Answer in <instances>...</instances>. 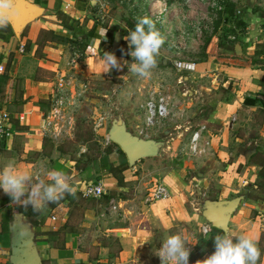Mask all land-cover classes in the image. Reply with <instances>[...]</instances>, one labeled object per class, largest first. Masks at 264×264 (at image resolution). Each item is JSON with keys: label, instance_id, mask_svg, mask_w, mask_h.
<instances>
[{"label": "crops", "instance_id": "obj_1", "mask_svg": "<svg viewBox=\"0 0 264 264\" xmlns=\"http://www.w3.org/2000/svg\"><path fill=\"white\" fill-rule=\"evenodd\" d=\"M260 5L246 9L243 14L245 29L239 42L242 54H228L229 57L219 60L209 57L194 62L192 70H179L188 73L183 75L185 78L208 76L218 87L222 85L220 89H211L215 95L212 108L202 123L208 125L204 138L209 145L199 157L187 162L189 170L201 166L215 174L198 171L201 182L194 185L190 180L175 182L171 178L169 187L175 192L173 196L145 205L144 197H120L123 186L109 174L108 161L101 160L99 169L87 168L76 177L75 169L67 168L63 173L76 192L83 193L88 183L98 179L97 183L105 185L106 195L101 198L66 195L50 214L44 209L32 215L33 219L18 210L20 205L0 188V264H16L17 254L29 246L41 264H161L156 251L167 236L179 234L178 230L183 236L184 228L189 229L186 238L191 257L211 234H203V226L211 223L203 214L204 206L201 208L193 196V186L200 188L206 183L204 187L208 188L213 179L218 196L210 200L242 196L231 215L228 232L233 238L245 234L257 240L261 250L257 264H264V191L251 188L252 196L245 195L252 176H256L249 177V173L262 169L263 165L256 160L254 150L245 149L246 136L238 132L243 110L264 108V51L259 50L264 44V0ZM10 26V38H0V65L4 67L0 71V112L8 110L15 121H10L11 133L4 137L0 171L13 162L20 171L32 175L40 171L41 178L50 182L41 117L59 77L72 70L69 65L72 46L67 39L86 38V57L78 71L94 78L125 68L132 50L125 37L131 30L109 8L108 0H15ZM45 30L55 34L41 36ZM111 32L122 37L117 52L112 50ZM21 45L24 51L20 50ZM105 52L117 57L119 68L108 70ZM163 62L174 65L169 56H164ZM19 113L24 114L21 122L16 119ZM177 115L181 116V112ZM260 139L264 140V118ZM258 151L264 156V147ZM62 168L54 165V170ZM128 170L123 173L127 175ZM239 192L242 194L237 195ZM107 195L120 204L119 211L110 210ZM9 212L5 225L3 219ZM213 252L204 253L199 260Z\"/></svg>", "mask_w": 264, "mask_h": 264}, {"label": "rangeland", "instance_id": "obj_2", "mask_svg": "<svg viewBox=\"0 0 264 264\" xmlns=\"http://www.w3.org/2000/svg\"><path fill=\"white\" fill-rule=\"evenodd\" d=\"M211 1L108 0L109 8L125 25H136L143 17L154 22L155 28L165 37L156 57L157 65L147 77L134 75L129 72L128 65L133 61V57H129L127 65L120 71L113 69L108 76L94 78L77 75L75 80L67 78L63 89H55L43 114H52L48 135L44 136L48 171L54 170V165L63 167L62 172L73 168L76 177L87 168L99 169L101 160L108 161L109 174L123 186L120 192L123 198L145 197L157 183L169 187L171 178L175 182L190 180L192 185L201 182L198 171L210 169L201 166L187 169V162L196 158L189 153V141L211 111L213 91L222 85L218 87L208 76L185 78L183 75L188 73L180 72L171 63L165 65L163 58L169 56L173 61L197 62L209 57L219 60L229 57L228 54L237 56L233 46L241 41L240 33L245 29L243 14L250 7L261 6L263 0H219L224 5L232 2L237 17L225 9L213 7ZM259 50L264 51V44ZM153 93L167 96L170 114L156 125L147 127L142 104ZM263 118V108L255 111L246 108L239 118L238 129L246 136L245 149L254 150L256 160L261 164L264 156L258 150L264 147V140L260 139ZM120 119L134 136L158 142V155L130 165L124 151L110 139V129ZM141 129L145 132L141 133ZM127 169L126 175L123 171ZM239 171L242 173L243 168ZM261 173V169L251 170L249 177L256 176H252L254 179L246 187L245 195L250 194L251 188H262ZM97 180L87 185L95 184ZM214 180L208 188L204 187L206 183H200V188L193 186V196L201 208L207 200L218 196ZM170 190L175 193L172 188ZM177 232L181 234L180 230ZM182 232L186 237L189 229L184 228Z\"/></svg>", "mask_w": 264, "mask_h": 264}, {"label": "clouds", "instance_id": "obj_3", "mask_svg": "<svg viewBox=\"0 0 264 264\" xmlns=\"http://www.w3.org/2000/svg\"><path fill=\"white\" fill-rule=\"evenodd\" d=\"M15 11V0H0V28L10 25ZM147 27V30H146ZM128 41L133 61L128 65L129 72L141 77L150 75L157 65L156 57L165 42V37L155 28L148 18H139L134 30L125 37ZM108 70L119 68L117 57L105 52ZM50 182H45L39 174L32 175L17 169L13 162L5 165L0 171V188L11 197L12 202L24 208L31 207L34 212H42L47 204L62 200L65 195H75L76 187L69 182L70 178L60 170L47 172ZM207 236V232L204 233ZM215 251L206 259L196 264H257L261 256L258 241L242 234L235 239L230 232L215 236ZM188 240L180 234L167 236L162 247L156 251L161 264H189L191 249Z\"/></svg>", "mask_w": 264, "mask_h": 264}, {"label": "built area", "instance_id": "obj_4", "mask_svg": "<svg viewBox=\"0 0 264 264\" xmlns=\"http://www.w3.org/2000/svg\"><path fill=\"white\" fill-rule=\"evenodd\" d=\"M212 6L216 7L217 9L224 10L225 5L221 1L212 0L211 1ZM21 51H24V45H21L20 47ZM86 57V51L81 49L78 46H72L71 48V54L69 57V65L71 66L72 70L67 75H62L59 78L58 84L55 86L54 90H61L64 86L65 81L67 78L76 79L77 75H80L78 71L79 65L83 62V60ZM174 66L180 70H192L195 68L194 62L189 61H173ZM0 71H4V67L0 65ZM142 107L145 109V118L144 123L147 127H151L156 125L159 121L162 119L168 117L170 114V108H169V100L167 96L163 93L155 94L153 93L143 104ZM57 111V109H56ZM51 115L49 114L47 116L42 115L41 117V129L43 132V135H48V130L50 128L51 123ZM12 118H15L11 112L8 110H2L0 112V138H4L11 133L10 129V121ZM16 119H18L20 122L24 120V114L19 113L16 116ZM235 119V118H233ZM208 131V125L206 123L199 125V127L191 134L190 141H189V153L197 156L199 154H202L205 151V146L209 145L208 139L204 138V132ZM145 130L141 129V133H144ZM204 144V147L203 145ZM36 174H41L40 171H38ZM35 174V175H36ZM106 187L102 182L96 183V184H90L86 187V189L83 191L84 197H96L101 198L106 194ZM173 196V193L171 192L170 188L164 184V183H157L153 186V188L150 190L149 193L143 198L145 205H150L153 202L169 199ZM120 204L114 199L111 198L109 200V208L112 211H119ZM212 230V224H207L203 226V234L205 231L207 232V235L211 233ZM190 248V247H189ZM98 264V263H94Z\"/></svg>", "mask_w": 264, "mask_h": 264}, {"label": "water", "instance_id": "obj_5", "mask_svg": "<svg viewBox=\"0 0 264 264\" xmlns=\"http://www.w3.org/2000/svg\"><path fill=\"white\" fill-rule=\"evenodd\" d=\"M122 43V37L116 33L113 40V52H117ZM236 54H242L240 43L235 45ZM110 139L118 144L127 156L130 165L149 156H155L159 153V143L154 140H148L134 136L125 126L123 120H117L110 129ZM242 196H236L225 200H207L204 205V216L212 224L224 232L229 231V221L232 213L238 208ZM16 264H41L35 257L34 252L29 247L22 249L17 254Z\"/></svg>", "mask_w": 264, "mask_h": 264}, {"label": "trees", "instance_id": "obj_6", "mask_svg": "<svg viewBox=\"0 0 264 264\" xmlns=\"http://www.w3.org/2000/svg\"><path fill=\"white\" fill-rule=\"evenodd\" d=\"M225 10L227 11V12H229V13H231L234 17H237V12L234 10V6H233V4H232V2H229L227 5H225ZM129 27H130V30L132 31V30H134V27H135V25L133 24V23H130L129 24ZM110 32V31H109ZM11 34H12V28H11V26L9 25L8 27H6V28H0V38H2V39H4V40H8L9 38H10V36H11ZM42 34L43 35H46V34H50V36L52 37L54 34H55V32H53V31H51V30H45V31H42L41 32V36H42ZM114 36H115V32L114 33H112L111 32V35H110V39H111V41H113V39H114ZM67 41L71 44V46H78V47H80L81 49H83V50H85L86 49V46H87V40H86V38H80V37H76V38H68L67 39ZM233 48L235 49V44H234V46H233ZM264 109V108H263ZM11 121H15L14 120V118H12V120ZM17 123H18V121H17ZM11 129V128H10ZM5 142V139L4 138H0V152H2L3 151V149H4V143ZM120 149V148H119ZM121 151V150H120ZM113 160H117V158H113ZM262 165H263V167H262V173L259 175V177L260 178H262V181H261V186H262V188H258V187H256V189H259L260 191H264V162L262 163ZM250 194H252V193H250ZM247 195V196H252V195ZM67 195V194H66ZM65 195V196H66ZM106 195V194H105ZM104 195V196H105ZM69 196V195H68ZM74 196H80V197H82L83 196V194L81 193V192H76V194L74 195ZM108 197L105 199L106 200V202L107 201H109L110 199H111V196L110 195H107ZM212 199H216V197L215 198H212ZM63 200V199H62ZM62 200H60L59 202H61ZM59 202H56V203H50V204H47L46 206H45V210L46 211H44V212H48V214H50V212L52 211V209L59 203ZM18 210H21V211H23L27 216H29V217H31V219H33L32 218V215H34V214H38L37 212H34L33 210H32V208L31 207H28V208H24V207H22V206H19L18 208H17ZM40 213V212H39ZM10 214H11V212H9V213H7L6 214V217H4V219H3V223L6 225L7 224V222H8V220H9V217H10ZM34 221V223L36 224L37 223V221L36 220H33ZM225 232L224 231H222V230H220V229H218V228H215V227H212V231H211V234H210V236L207 238V239H203V242H202V244L197 248V252H195V253H193L192 255H191V257H189V264H195L196 263V261H198L199 260V258L204 254V253H206V252H209V251H215V236L217 235V234H224ZM236 238V237H235ZM234 238V239H235Z\"/></svg>", "mask_w": 264, "mask_h": 264}]
</instances>
